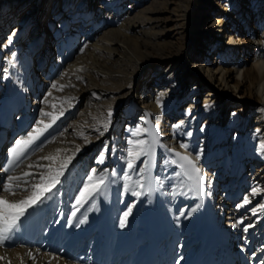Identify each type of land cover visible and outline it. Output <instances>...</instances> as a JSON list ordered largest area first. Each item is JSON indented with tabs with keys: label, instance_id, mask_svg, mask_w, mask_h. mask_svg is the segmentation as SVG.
I'll use <instances>...</instances> for the list:
<instances>
[{
	"label": "bare ground",
	"instance_id": "1",
	"mask_svg": "<svg viewBox=\"0 0 264 264\" xmlns=\"http://www.w3.org/2000/svg\"><path fill=\"white\" fill-rule=\"evenodd\" d=\"M49 4L0 0V196L26 198L39 183L35 174L49 171L37 165L72 159L51 199L29 209L0 243V264H259L264 0H55L52 11ZM32 20L40 28L30 35ZM38 54L56 56L45 68ZM42 112L63 115L5 172L14 142L50 121ZM157 124L167 148L193 158L202 150V190L176 177L178 166L162 161L179 157L157 146L146 173L151 191H124L120 157L131 131ZM48 155L56 160L40 159ZM93 168L107 171L109 187L81 207L75 197ZM9 175L22 177L15 195L3 191ZM129 175L132 185L137 176Z\"/></svg>",
	"mask_w": 264,
	"mask_h": 264
},
{
	"label": "snow or ice",
	"instance_id": "2",
	"mask_svg": "<svg viewBox=\"0 0 264 264\" xmlns=\"http://www.w3.org/2000/svg\"><path fill=\"white\" fill-rule=\"evenodd\" d=\"M8 43H11V38H9ZM15 55V54H13ZM55 87V85H53ZM63 87V86H61ZM55 107V106H53ZM43 116L50 117V121L45 123L43 120H39L35 123V126L29 131L25 136L17 139L14 142L13 147L9 149L10 159L8 161V166L3 170L8 172L10 168L18 161L24 157L29 150L33 147V145L37 144V141L52 127L53 124L59 119L60 115H63L61 112L59 115H56L53 112H42ZM111 116V112H109V117ZM148 123V121H145ZM180 122L174 125V129H178L181 127ZM106 127V125H105ZM99 131V130H98ZM144 134H148L152 137L151 141L146 139H140L139 137L143 136ZM81 135H83L81 133ZM102 135V133H101ZM131 135L133 138L127 141L129 145L126 149V155L121 156L120 159L126 161V168L128 171L123 172V175L120 177L122 180L125 181L123 185V189L125 192L131 191L133 196H140L143 193L141 191H136L133 188H139L145 191L150 192L151 187L150 185L146 187V182L148 181L149 177L146 175L147 171L149 170V165L152 164V158L154 157L155 149L157 146L160 148H164L168 153H174L176 157L179 159H164L162 161L163 164H172L177 165L180 171L174 173L176 177H185L187 181L191 182L192 187L199 190H202V182L205 181L207 178L202 174L200 167H198L197 162L202 155V150H197L195 158L190 155H185L180 152H177L175 149L167 148L164 144L160 143V133H159V126L153 125L151 128L149 127H137L131 131ZM186 135H191L190 132L186 133ZM85 142L88 143L90 141L87 140V137H84ZM181 148H187V144H181ZM261 149L264 150V143L260 145ZM79 147H77V151H79ZM60 150L58 149L57 152ZM109 151L107 144L104 145L101 153L97 158V163L103 164L106 159V153ZM113 151H115L113 149ZM142 158H144L142 160ZM40 159L42 160H49L54 161L56 160V156L48 155L43 156ZM72 157H69L68 160L60 165L59 167H53L52 164L47 165H37L39 168H47L49 169L48 172H40L35 175L39 178V183L31 185L32 192L29 196L24 199H19L15 201H9L5 199L3 196H0V243L4 240L9 238V234H11L15 229L18 228L19 222L25 214L28 213L29 209L34 208L38 204H42L44 201L51 199L52 195L55 194L54 190L57 189V186L61 184V177L64 175V169L67 168L68 162ZM137 162H141L142 166L137 169L135 164ZM28 167H32L29 165ZM129 172H135L137 179L133 181V184L130 185L127 181L132 180V177L129 175ZM34 175L31 172H24L23 177H29ZM111 176L115 178L117 173L113 171ZM22 177L20 176H12L9 175L6 178V182L3 184V191L8 192L12 195H15V188L20 187L17 181H21ZM157 182H159V177H156ZM27 183V180L23 181ZM109 174L106 170L100 171L97 174V169L93 168L90 170V174L87 175V182L84 183L83 188L80 189L79 195L75 197L76 205H83L89 200L92 199L98 193H101L103 190H106L109 187ZM257 193V189H253V194ZM210 195V192H209ZM244 203H249L247 197L244 198ZM95 205L93 204V207ZM75 208V205L73 206ZM199 207V205H197ZM78 211V209H76ZM76 211H72L70 213V218L76 216ZM255 211V210H253ZM260 211L264 212V205L260 206ZM131 212V207L128 208V211L124 213L126 217ZM86 220V217L80 219L77 223V227L80 224H83ZM239 223H243V221H239ZM235 226V225H234ZM120 227H124L123 221L120 223ZM249 227H252L251 224L246 225L244 227V231L246 232ZM178 264V262H177ZM259 264H264V259L259 261Z\"/></svg>",
	"mask_w": 264,
	"mask_h": 264
},
{
	"label": "rangeland",
	"instance_id": "3",
	"mask_svg": "<svg viewBox=\"0 0 264 264\" xmlns=\"http://www.w3.org/2000/svg\"><path fill=\"white\" fill-rule=\"evenodd\" d=\"M87 1L92 2V0H75V4L74 5H80L83 2L86 3ZM130 1L132 2L133 0H129V2ZM49 2H50V4H49V8L48 9L50 10L51 7H54V4H53L54 3V0H49ZM203 23H204L205 26H208L209 23H210V19H207L206 21H205V19H203ZM38 28H40V26ZM38 28L35 26V24L33 23V20H32V23L27 28V32H29L30 35L31 34L33 35L35 33V30H37ZM215 39L216 38L213 39V42L215 41ZM43 50H44V52L49 53L48 51H46V48H44ZM55 54L54 55H50V57H49V59L47 61H46V58H45V60L43 59V54L42 55L41 54H38L37 57L35 58V63H38L39 62V63L43 64V67H45V68L47 67L48 68L51 65L52 61H53L52 59L56 56ZM42 60H43V62H42ZM161 72H163V70H161ZM139 81H141V80H139ZM140 116H141V113H138V117L139 118H140ZM11 133H13V132H9V135ZM15 135H16V133L13 134V135H11L10 138L11 137L14 138ZM9 140L11 141V139H9ZM12 141H15V140H12ZM0 149L1 150H5V146L0 147ZM91 168H92V166H91ZM217 206H216L215 209L218 208Z\"/></svg>",
	"mask_w": 264,
	"mask_h": 264
}]
</instances>
